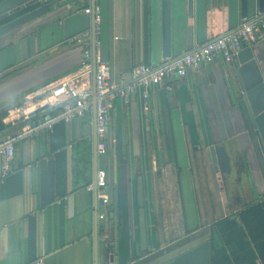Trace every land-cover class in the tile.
<instances>
[{
  "label": "crops",
  "instance_id": "0c3cea01",
  "mask_svg": "<svg viewBox=\"0 0 264 264\" xmlns=\"http://www.w3.org/2000/svg\"><path fill=\"white\" fill-rule=\"evenodd\" d=\"M60 3L68 7L66 13L51 6L0 36V117L5 124L0 140L11 138L14 145V172L0 182V264H93L95 213L100 264H105L107 242L111 251L116 243L114 264L144 256L159 258L158 263L210 241L213 225L224 218L242 224L240 211L264 197V163L230 77L231 63L221 59L189 69L170 82L171 89L168 82L154 85L148 108L139 89L128 101L115 98L107 153L98 156V168L106 171L108 203H101L92 188L91 112L64 122V194L39 204V160L52 157V130L41 126L26 134L30 122H43L58 109L50 89L61 80L79 86L93 82L92 70L80 66L82 47L62 35L64 15L83 10L87 2L55 4ZM258 13L257 0H172L170 56L233 30L242 14ZM161 23V0H108L107 61L113 80L128 78L135 63L165 59ZM251 45L264 73V36ZM217 144L231 156L228 173L218 164ZM234 171L236 181H244L245 190L248 186L247 197L251 185L257 197L236 196ZM114 208L121 216L116 232ZM257 244L251 241L250 252L226 251L223 264H264V243Z\"/></svg>",
  "mask_w": 264,
  "mask_h": 264
},
{
  "label": "built area",
  "instance_id": "2783aa9c",
  "mask_svg": "<svg viewBox=\"0 0 264 264\" xmlns=\"http://www.w3.org/2000/svg\"><path fill=\"white\" fill-rule=\"evenodd\" d=\"M87 6L83 11L89 13L91 0H85ZM95 21H99V6H95ZM264 36V14H242L233 30L217 35L216 37L197 45L196 47L183 51L174 56L166 57L159 64L139 62L129 69V77H117L113 80L110 73L109 62L102 58L99 41L96 40V52L93 57L91 46V35L84 30L69 39L82 47L80 66L92 70V59L95 62V71L92 85L79 86L71 79H63L50 89V95L54 98L53 103L59 106L57 114L48 117L30 128L26 134H33L41 126L52 130L53 124L58 121L68 122L76 117L91 111L92 95L95 94V130L97 135L98 156L107 153L108 129L111 115L115 110L114 100L121 97L128 101L129 97L140 90L144 108L150 105V91L152 87L160 82H168L171 89V81L186 75L189 69L198 68L204 63H210L221 59L231 63L238 50L245 45L252 44ZM14 154V145L11 138L0 140V182H3L14 172L11 166V158ZM106 171L104 168L97 169L96 194L101 203H108L109 193L106 190ZM91 188V185H88ZM104 214L100 213L99 217Z\"/></svg>",
  "mask_w": 264,
  "mask_h": 264
},
{
  "label": "water",
  "instance_id": "95a60500",
  "mask_svg": "<svg viewBox=\"0 0 264 264\" xmlns=\"http://www.w3.org/2000/svg\"><path fill=\"white\" fill-rule=\"evenodd\" d=\"M58 0H0V20L14 14L20 10L26 9L21 14L13 17L10 20L0 24V36L9 31L44 15L49 11L51 6L58 9L59 13L63 14L68 11V7H64L61 3L56 6ZM99 6V21H95V6ZM171 5L172 0H161V17H162V55L169 57L172 48V32H171ZM257 10L264 14V0H257ZM84 30H88L91 35V46L93 57L96 52L95 42L99 41L101 47L102 58H108L109 46V27H108V0H91V10L89 13L79 10L62 18V35L64 38L72 37ZM95 71L94 58L92 59V73ZM230 77L236 82L243 101L245 103L251 127L254 132L255 141L258 144L260 155L264 163V73L255 54L254 47L251 44L240 48L231 62ZM92 90H95L94 81L92 82ZM91 117H92V188L96 195V177L98 169V154H97V135L95 130V94L91 100ZM48 105L44 104L32 112L36 113ZM5 124L0 117V131L4 130ZM215 151L223 172L231 171V156L228 154L223 145H216ZM39 204L41 206L53 202L57 196L55 183V159L53 157H43L39 160ZM97 201V200H96ZM114 207L117 206V199H113ZM115 209L114 232L117 231V224L120 222V212ZM99 229L97 213H95L93 223V264H100L99 260ZM116 239V235H115ZM115 243V242H114ZM105 264H114L115 254L117 252L116 243L113 251L110 250L109 242L104 246ZM154 256H144L136 262L126 264H210V244L209 241L201 243L178 253L177 255L161 260Z\"/></svg>",
  "mask_w": 264,
  "mask_h": 264
},
{
  "label": "trees",
  "instance_id": "16d2710c",
  "mask_svg": "<svg viewBox=\"0 0 264 264\" xmlns=\"http://www.w3.org/2000/svg\"><path fill=\"white\" fill-rule=\"evenodd\" d=\"M26 9L20 10L0 20V24L13 17L21 14ZM146 11H148L146 3ZM58 109L53 113L57 114ZM52 115V116H53ZM30 122V121H29ZM41 121H38L39 123ZM32 125L37 123L33 120ZM55 128L49 134L48 139L52 146L50 147V155L55 159V180L56 191L58 195L64 194V175H65V157L66 138L64 133V122L60 121L55 124ZM59 131V132H58ZM57 148H61L57 151ZM89 147L87 146V150ZM240 224L234 218L227 217L216 222L212 227L210 235V264H223V257L226 256V251H244L250 252L251 241L264 243V197L249 204L239 213ZM236 240L237 242H235ZM237 261L245 260L244 258L236 257ZM239 263V262H238Z\"/></svg>",
  "mask_w": 264,
  "mask_h": 264
},
{
  "label": "rangeland",
  "instance_id": "374dc122",
  "mask_svg": "<svg viewBox=\"0 0 264 264\" xmlns=\"http://www.w3.org/2000/svg\"><path fill=\"white\" fill-rule=\"evenodd\" d=\"M48 37H50V34H45V36H44V38H48ZM236 174L231 178V182H233V181H236V176L238 175L237 174V171H234ZM249 180V183L250 184H252L251 183V178L249 177V175H248V177H247V181ZM236 183V185H235V187H236V190L238 191V194L236 195V196H238V197H240V199H242V200H244L245 198V201H247V198H255V197H257V189L255 190V188L251 185H249L250 186V188H252V195H251V197H247L248 196V194L250 193V191L248 192V186H247V188H246V190L244 189V181H236L235 182ZM248 183V184H249Z\"/></svg>",
  "mask_w": 264,
  "mask_h": 264
}]
</instances>
